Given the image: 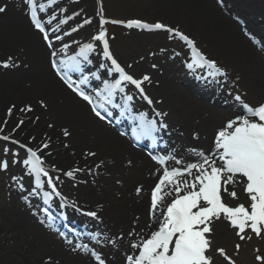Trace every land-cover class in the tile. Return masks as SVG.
Masks as SVG:
<instances>
[{
    "label": "bare ground",
    "instance_id": "obj_1",
    "mask_svg": "<svg viewBox=\"0 0 264 264\" xmlns=\"http://www.w3.org/2000/svg\"><path fill=\"white\" fill-rule=\"evenodd\" d=\"M90 1L59 0L56 5L49 6L48 14L51 17L52 10H59L61 13L63 7L67 12L61 18L72 15L71 23L67 27L70 30L78 28V31L74 32L77 33L74 36L68 37L69 41L77 38L82 42H96L90 37L93 25H84L82 16L75 15L78 9L81 10L77 13H85V7ZM0 2L8 4L7 12L0 14V54H12L18 65L4 68V60L1 61L0 58V117L3 106L10 101L15 104V108L11 115L8 111L4 113V120L9 124V129H15L14 134L21 138L30 132L29 135L35 137L36 142L40 139L39 133L43 134L44 142L49 143V148L42 150L40 155L46 166L53 168L54 165L55 169L60 170L57 171L58 188L67 198L59 205L67 208V213L73 217L77 216L76 219L80 220V209L92 204L94 211L100 214L101 218L97 224L102 228L103 234L115 238L118 242L116 247L103 246L102 252L106 255L108 264H123L121 250H131L130 238L125 234L123 241L118 240L115 230L117 227L125 230L124 233L134 230L136 237L138 233H144L153 226L149 214L147 215L149 198L146 190L162 168L132 148L125 138L118 136L114 129L96 118L89 106L71 93L56 77L46 61L48 48L25 15L24 0ZM147 5V9H162L170 18L181 15L190 23H200L202 32L199 37L195 36L199 44H206L209 51L218 55L222 65L228 68V77L231 80L249 88L248 97L255 100L260 96L264 88V66L260 52L244 36V29L250 33L264 35V0H153ZM230 14H236L243 19L245 27L242 23L233 21L229 17ZM58 20L53 19L49 26L54 27L56 31H63L64 25L58 26ZM161 22L175 27L170 19ZM166 34L164 31V35ZM57 35L59 36V33ZM154 35V39L150 34L144 35L149 40L147 45H151L148 56L143 53L133 57L131 49L121 48L117 50L119 60L125 66L131 65L128 69L138 75L151 77V83L148 85L157 100L155 113H166L162 119L167 128L163 131L171 134L174 152L187 157L190 151L182 149L199 147L207 153L212 148L211 132L219 128L232 111H239L240 107L233 104V100L227 95H223L224 89H228L223 84L219 88L222 89L219 94L223 96L214 94L218 91L216 88L196 87L183 65L185 61H189L187 55L179 54L171 48L170 46L174 47L173 42L166 44L165 47L168 48H162L163 44L160 42H164V38ZM105 62L101 60V63ZM101 63L98 62V65ZM89 67L91 71L95 69L92 68L93 65ZM99 69L102 73L105 71L103 68ZM196 72L198 75L208 76V71ZM41 99L45 100L47 107L40 106ZM26 105H31L33 111H21ZM16 117L19 119L14 121ZM20 120L25 121L21 128L17 127ZM50 124L53 127H49ZM65 127L72 133L70 137L63 136L62 129ZM194 136H199L198 142L193 139ZM62 140L66 142L62 144ZM42 143L39 146H42ZM177 145L182 149H178ZM191 145L192 147H189ZM83 146H86L87 153H97L95 157L86 159L90 163L98 160L99 170L94 181L90 178L87 182H81L85 181L86 177L80 176V173L74 177L65 175L71 170L70 166V169L63 167L66 163L71 162L72 167L82 168L80 165L84 158L81 149ZM170 150L168 149V152H173ZM15 151L18 149L15 148ZM26 158V154L19 157L18 153L14 160L16 174L8 175L4 184L7 189H11L14 199L11 197L10 212L2 208L5 222H2L0 229L1 247L7 243L13 244L14 250L28 259V264H37L40 260L47 264L49 257H52L53 264H70L76 260L82 261L83 264H95L87 254L72 252L66 241L45 228L44 223H41L42 227L37 218L28 213L25 203H18L26 193L25 188H19V182L26 184L30 177L27 166L22 163ZM129 160L132 161L131 164L128 163ZM172 160L169 158L167 163ZM138 188L141 189L139 193ZM234 190L238 192L239 201H248L244 188L239 186ZM71 202H75V209L70 206ZM232 232L233 229H230L226 222L217 223L214 244L228 238ZM121 246L123 248L119 250ZM30 252H33L31 259L28 258ZM45 254H48L47 258H43Z\"/></svg>",
    "mask_w": 264,
    "mask_h": 264
},
{
    "label": "snow or ice",
    "instance_id": "obj_2",
    "mask_svg": "<svg viewBox=\"0 0 264 264\" xmlns=\"http://www.w3.org/2000/svg\"><path fill=\"white\" fill-rule=\"evenodd\" d=\"M56 4L57 0H46V2L24 0L30 25L42 35L49 49H53L54 45L44 22V14L50 11L49 6ZM7 10L8 4L0 2V14L6 13ZM97 15L100 16L101 26L110 22L126 24L129 29L166 31L191 47L192 60L188 64L190 69H208L210 71L207 75L213 79L217 76H227L226 69L218 65L215 59L209 58L197 46V41L178 27L161 21L149 23L142 19L109 21L104 18L102 10ZM53 19L57 18L49 17V24ZM67 22V19L58 20V26ZM90 23V19L83 20L84 25ZM72 31H78V28H72ZM55 39L59 40L61 37L56 35ZM93 39L96 42H102L101 52L106 62L98 67L105 70L103 73L97 74L84 67L91 63L90 55L96 51V42L84 43L79 46L78 55L65 59H58L57 52L52 50L50 52L51 67L67 87L90 106L96 118L111 124L113 119L126 117L135 123L132 131L135 141L138 142L146 137L155 140L156 134L167 128V124L162 119L166 113H155L150 117L145 112L136 111L133 103L137 94L149 104L153 103L144 88L145 82L151 83V77L143 75L137 78L127 70L131 65L125 66L113 54L107 32L103 27ZM2 66L10 68L18 65L9 57ZM72 73H79V77L73 79ZM100 76L105 77L102 81L103 87L89 91L86 86L89 85L90 80L99 79ZM109 76L110 79L107 78ZM129 85L135 89L134 93L127 90ZM235 99L241 102L242 114L229 119L226 126L218 131L213 150L207 153L194 150L197 162L188 163L184 167L169 168L166 166L169 157H154L161 165H165L162 175L150 194V213L159 227L151 231L148 238L143 239L142 242H130V248L135 251L126 256V264H215L213 237L217 223L226 222L230 229L235 230V235L240 242L250 241L253 236L264 239V102L253 106L245 103L240 95H236ZM39 104L41 107H47L43 99L39 101ZM13 108L15 105L8 109L9 115L12 114ZM21 111L32 112L33 108L31 105H26ZM24 123V120H20L17 127ZM49 127L53 125L50 124ZM2 131L3 129H0V132ZM62 134L64 137L72 135L67 127L62 129ZM10 139V135L0 136V140L3 141ZM12 142L26 150L27 158L23 159L22 163L27 166L28 175L34 178L32 194L36 195L48 186L43 191L45 203L50 202L53 197H60L62 201H66L67 198L62 196L57 187L56 181L59 180V176H53L50 173L39 154L42 150L49 148V143L44 142L42 146L33 148L28 144H21L19 140ZM5 151L8 150L5 149ZM87 155L95 157L97 153L90 151ZM128 163L131 164L132 161L129 160ZM8 167L7 159L0 161V168L6 170ZM53 168L55 169L54 165ZM78 171L82 170H69L65 175L74 177ZM237 184L244 187L248 200L247 207L244 203L230 206L225 202V197L238 199L237 192L234 190ZM19 187L23 189L24 186L20 184ZM230 187L233 190H230ZM140 191L141 189L138 188L137 192ZM166 196L172 197L170 203H165ZM70 206L74 209L77 207L75 202H71ZM85 215L96 217L97 212H87ZM92 239H98V234ZM240 242L235 244L236 254L241 251L242 243ZM66 243L70 245L72 252L83 251L94 258L97 264H106L102 254L90 248L89 245L73 244L70 240ZM214 252L223 257L226 264H237V260L224 247H216ZM255 260L259 264H264V254H261L259 249H257ZM47 264H53L52 257L48 258Z\"/></svg>",
    "mask_w": 264,
    "mask_h": 264
},
{
    "label": "rangeland",
    "instance_id": "obj_3",
    "mask_svg": "<svg viewBox=\"0 0 264 264\" xmlns=\"http://www.w3.org/2000/svg\"><path fill=\"white\" fill-rule=\"evenodd\" d=\"M153 1V0H104V4L106 5V9H107V15L110 18H117V19H121V20H129V19H142L145 20L147 22H154L155 20H163L166 21L167 20H171L172 22H174L173 25H175L176 27L180 28V29H184L187 32L189 31L193 36L199 37L201 32H202V26L200 23L198 22H193L190 23L189 20H186L184 17H182L181 15L175 16L170 18L169 15H167L162 9L160 8H153V9H147L148 8V2ZM98 4H97V0H91L89 2V4L85 7V15L86 17H90L91 18V25H93V30L96 31L97 28V18L94 19L93 17V13L98 11L97 8ZM93 14V15H91ZM199 27V28H197ZM111 34L114 37V41H113V46L115 51L117 52V50L124 48V49H131L133 51L132 55L133 57L138 56L140 54L145 53L146 56L149 55V49L147 46L151 45H147L149 42L148 39H146L147 37H144V34L142 31H135V32H130V31H126L124 29H114L111 28L110 29ZM144 34V35H143ZM154 39L155 35H151ZM164 35H159V37H163ZM164 38V37H163ZM136 39H138V41H136ZM146 43V44H145ZM161 44V43H160ZM202 44V47L205 49V51L209 54V56L213 59H216L219 63H220V59L218 57V55L213 54L211 51H209L207 49V45L206 44ZM218 44V43H217ZM145 45L143 48L142 46ZM11 57L13 60V55L10 53H5L3 55L0 54V58L1 61H6L8 60V58ZM262 60V65L264 66V61ZM46 61L48 62V56H46ZM244 90H249V88L247 86H243ZM264 93V88L262 89V92L260 94V96H258V98H256L255 100L252 98H249L251 100L252 103L257 104L259 103V101L261 100L262 96ZM13 105H15L14 103H10V101H7L6 104L3 106V110H2V114L0 117V129H3L2 132H0L1 135H10L11 138H17V139H21V141H25L26 144H31V143H35L36 146H39L42 142H44V136H42L43 134L39 133V140L36 142V139H32L33 136L29 135V133L26 134L25 137L21 138L18 137L17 135L14 134V129H9V124L6 123V121L4 120V113L5 111H8V109L10 107H12ZM14 110V108H13ZM7 113V112H6ZM19 119V117H16L14 119V121H17ZM8 128V129H7ZM21 128V127H20ZM45 134V133H44ZM43 138V139H42ZM66 140H62V144L65 143ZM1 143V142H0ZM2 144V147L0 149V161L7 159L10 163V170L9 171H2L0 169V229L3 226V223L5 222L4 219V212H2V208L6 209L7 212L11 211V207H9V202H10V190L11 189H7L6 186L4 185L7 179L8 175H12L14 176V167H13V161L15 159L14 155H13V151H8L6 152L5 149L8 145H6L4 147V144ZM30 146V145H29ZM82 152H83V162L81 165H89L88 168L90 170V173L86 174L85 176H87V178H91V180H94L93 176H92V171L94 170V168L96 167L95 165L98 163V160L95 159L94 161H92V163H90L89 161H87L86 159L88 157H90L89 155H87L86 152V146L81 147ZM90 151V150H89ZM15 152V151H14ZM73 164L70 163H66L63 167L66 168H70ZM70 166V167H69ZM152 183V182H151ZM151 185V184H150ZM228 203L232 204L231 202L227 201ZM91 206H85L86 208H94V206H92V204H90ZM3 222V223H2ZM119 228L117 227L115 230V234H117V232H119L118 230ZM0 235H1V230H0ZM4 235V234H3ZM238 241V238L236 237L235 233L231 234V236H229L227 239H224L223 241H221L220 243H217L213 246V259L215 261V264H226V261L224 260L223 257H220L219 254L214 252V249L216 247H224L226 249V251L233 255V258L237 260V264H259V262H257L255 260V256L257 254V249H259L261 254H264V239H260L258 237L253 236L252 240L250 241H245V242H240L242 243V248L241 251L239 252V254H236L235 252V244ZM33 252L29 253V257L31 259ZM48 254H45L43 258H47ZM28 259L23 256L22 254L18 253V251L14 250V246L13 244L7 243L5 245H3V247H1L0 245V264H28ZM77 262V261H76ZM76 262L72 263L70 262V264H75ZM37 264H44L41 260L37 263Z\"/></svg>",
    "mask_w": 264,
    "mask_h": 264
}]
</instances>
